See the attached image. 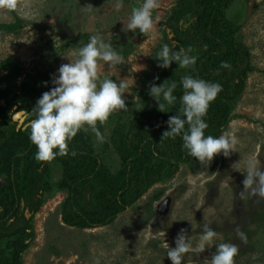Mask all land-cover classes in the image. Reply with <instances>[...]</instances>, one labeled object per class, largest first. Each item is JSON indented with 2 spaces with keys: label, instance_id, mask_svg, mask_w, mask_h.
Wrapping results in <instances>:
<instances>
[{
  "label": "rangeland",
  "instance_id": "obj_1",
  "mask_svg": "<svg viewBox=\"0 0 264 264\" xmlns=\"http://www.w3.org/2000/svg\"><path fill=\"white\" fill-rule=\"evenodd\" d=\"M179 2L159 0L160 7L152 13L154 28L148 36L139 30H122L123 25L126 29L132 10L141 6L143 0H18L17 11L0 9V23L15 22L17 16L24 21L16 33L0 32V61L18 57L25 67L16 87L18 98L2 119L5 135L0 139V148L11 151L29 139L30 129L12 117L18 111H31L42 93L52 87L50 74L61 64L69 63L68 58L73 62L78 59L74 53L89 42L91 35L99 33L124 56V62L114 68L100 61L99 76L128 84L129 93L125 96L129 110H116L104 124L98 123L105 137L103 142L91 131H81L75 138L92 145L112 172L124 169L119 146L128 149L130 140L134 145L141 143L145 130L141 124L156 105L148 95L149 82L156 76L171 79L177 67L173 62L168 69L159 68L153 56L164 44L178 50L167 24ZM117 4L122 6L118 9ZM198 9L182 20L185 26H180L208 46L202 40V25L212 13L211 0H199ZM225 13L239 26L236 38L249 48L252 63L258 69L246 78L242 94L232 103L230 122L223 128V132L238 138L231 157L217 155L207 166L196 158L190 163L166 165L160 181L114 221L99 227H80L68 221L73 216L65 215L70 191L60 186L66 178V165L57 158L36 160V171L41 172H32L30 163L31 176L44 174L45 201L33 216L27 211L32 216L30 237L21 233L1 235V247L11 261L16 264L14 259L20 254V264H171L167 247H175L178 231L185 228L193 248L183 264H210L215 246L202 253L197 251L202 230L199 225L208 223L217 231V243L239 246L235 264H264V199L243 191L245 174L232 167L256 156L264 168V0H233ZM219 41L221 38L211 42ZM3 74L0 70V79ZM133 96L145 103L142 111L133 107ZM0 104H4L1 98ZM29 160H22V173L29 169ZM160 162L157 153L151 154L141 168ZM9 177L8 173H1L0 182ZM78 200L81 206V197ZM3 208L0 203V211ZM105 208L107 212L113 210L110 205ZM237 224L247 235L246 243L236 236Z\"/></svg>",
  "mask_w": 264,
  "mask_h": 264
},
{
  "label": "trees",
  "instance_id": "obj_2",
  "mask_svg": "<svg viewBox=\"0 0 264 264\" xmlns=\"http://www.w3.org/2000/svg\"><path fill=\"white\" fill-rule=\"evenodd\" d=\"M198 1L180 0L167 24L172 40L178 43V50L191 48L190 55L197 57L194 69L192 67L181 69L177 65L168 81L175 80L179 84L182 76L191 74L222 85V91L211 103L204 117L209 124L205 134L219 136L230 122L232 103L242 94L246 78L258 69L252 63L249 48L236 38L239 26L225 13L233 0H211L212 13L205 25H202L205 30L202 40L209 43L208 46L205 44L203 46L198 42L197 37L181 28V21L199 10ZM23 23V19L17 16L15 22L0 23V32L16 33ZM218 38L222 41L211 42ZM225 61L230 67L221 66V63ZM0 70L4 72L0 79V98L4 101V104H0L1 139L5 135L1 126L2 119L10 113L18 98L16 87L25 67L20 58L9 57L0 61ZM164 80L163 76H160L155 83L159 84ZM175 95L178 98L177 103L168 108L169 112H160L155 105L147 121L141 124L145 126V130L144 138L139 145L132 144L130 140L128 149L123 145L119 146L124 169L118 173L112 172L100 160L92 145L80 143L77 138L69 144L70 150L77 152L75 157L71 155V151L67 156L56 157L66 165V178L60 186L70 191L65 215L69 213L73 215L71 220H68L71 224L80 227H99L110 224L163 178L162 171L166 165L193 161L194 158L182 147L181 136H177L175 140H161L163 131L168 127L165 121L170 115H175L179 108V100L182 97L180 87L177 88ZM157 125L160 126L157 127ZM36 151L37 148L30 139L22 141L11 151L0 148V174L5 172L10 176L4 183L0 182V203L4 206L0 211V238L5 233L31 236L29 228L32 216L41 209L45 201L44 192L47 189L43 173L31 176L30 163L33 166L32 172H41L36 171V159L35 155L33 156ZM156 153L161 162L141 168L144 159ZM24 158L30 159L27 165L29 169L22 173L20 164ZM71 178H73L72 182ZM78 197H81V206ZM108 205L113 207V210L107 212L105 206ZM27 211L32 214L31 217L28 216ZM99 211L104 213H98ZM102 215L107 216L103 218ZM20 258L19 254L14 259L16 264L21 263ZM0 264H15L2 249L1 243Z\"/></svg>",
  "mask_w": 264,
  "mask_h": 264
},
{
  "label": "clouds",
  "instance_id": "obj_3",
  "mask_svg": "<svg viewBox=\"0 0 264 264\" xmlns=\"http://www.w3.org/2000/svg\"><path fill=\"white\" fill-rule=\"evenodd\" d=\"M121 6L122 4H117L118 9ZM159 7V0H143L141 6L132 10L127 27L125 29L123 25L122 30L126 33H137L139 30L140 34L150 35L154 28L152 13ZM0 9L17 11L18 0H0ZM181 26H185L183 21ZM191 51V48L174 51L168 44H164L153 57L158 62L157 66L162 69L170 68L173 62L181 69H194L197 57L190 55ZM74 55L78 59L73 62L67 57L70 62L61 64L56 72L50 74L52 87L42 93L31 111H18L12 117L30 129L29 139L37 148V161H51L57 156L69 155L70 151L75 157L77 152L70 150L69 144L81 131H91L98 141L103 142L105 137L98 123L104 124L116 110H129L125 96V93H129L128 84L124 80L117 82L110 77L100 78L98 73L100 61L105 62L109 68L124 62V56L113 48L112 41L105 40L99 33L93 34L89 42ZM221 66L230 67L226 61ZM156 80H159V76L149 82L148 95L154 98L160 112L167 113L169 107L176 105L178 98L175 92L178 87L182 89L179 108L175 115H170L165 121L168 127L163 131L161 140H175L177 136H181L183 149L205 166L211 164L217 155L231 157L238 144V138L234 134L228 131L219 136L205 134L209 124L204 117L211 103L222 91V85L191 74L182 76L179 84L167 79L157 84ZM132 105L138 111L145 108V103H141L135 96ZM232 167L245 174L243 191L264 199V168L261 167V161L256 156H251L243 165L236 162ZM199 228L202 230L197 251L202 253L215 246L210 264H235L234 258L239 246L232 242L217 243V231L208 223L199 225ZM235 232L242 243L247 242V235L239 224L235 226ZM192 248L188 230L181 228L175 237V247H167V257L171 264H183L185 255Z\"/></svg>",
  "mask_w": 264,
  "mask_h": 264
}]
</instances>
